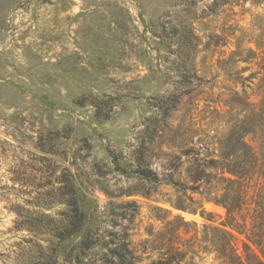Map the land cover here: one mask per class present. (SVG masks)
<instances>
[{"label":"rangeland","instance_id":"obj_1","mask_svg":"<svg viewBox=\"0 0 264 264\" xmlns=\"http://www.w3.org/2000/svg\"><path fill=\"white\" fill-rule=\"evenodd\" d=\"M233 1L211 14L214 0H0V264H152L167 249L160 209L194 223L199 239L226 220L213 202H203L210 220L179 210L191 203L171 185L147 196L156 187L128 164L149 128L159 172L172 162L188 180L219 160L228 135L216 110L234 100L223 62L264 30V2ZM188 6L197 51L177 59L169 39ZM72 217L83 227L63 251L59 222ZM234 234L240 254L244 242L259 254ZM193 264L220 261L202 251Z\"/></svg>","mask_w":264,"mask_h":264},{"label":"trees","instance_id":"obj_2","mask_svg":"<svg viewBox=\"0 0 264 264\" xmlns=\"http://www.w3.org/2000/svg\"><path fill=\"white\" fill-rule=\"evenodd\" d=\"M232 2L234 3L233 0H214L210 7L211 14H216L219 9ZM261 2L264 0L251 1L255 5ZM186 12L187 15L178 14L174 19L173 35L169 39L170 45L177 47V59L195 53L198 46L193 43L192 28L186 24L189 16L196 14V11L188 6ZM248 43L254 44L255 49H242L243 45L237 43L235 51L223 62L231 65L233 79L230 93L233 94L234 100L231 101L227 112L222 114L216 110L214 124L219 125L226 120L224 128L227 129L228 135L226 144L221 141L226 147L219 153V160L211 165H195V176L188 180L176 177L179 166L172 162L168 166L163 165L162 172H159L153 167L151 151L148 148L154 145L157 133H150L149 128L145 131L146 136L141 146L134 151L133 162L128 164L130 168L135 167L133 175L156 187L154 191H147V196L157 192L161 185H171L191 203L189 206L175 205L183 212H200L203 218L210 220L208 218L212 215L204 209V201L213 202L226 210V220L217 226L205 225L201 232L202 238L199 239V232L196 231L194 223L178 216L170 220V212L160 209L166 215L163 219L166 224L157 239L164 242L167 249L152 264H182L186 261L193 264L198 253L202 251L214 254L220 264H264V30L259 41L251 39ZM254 63L258 65L259 71L245 77L244 73L250 71ZM239 64H245L246 67L238 70ZM179 67L186 69V65ZM253 96L260 98V102H252ZM239 107L242 108L238 110ZM165 116L171 118L169 109ZM193 125L199 126L194 120ZM198 132L204 130L199 129ZM118 160V157H115L117 168L123 175L128 174L125 169H120L125 163ZM195 194L199 195L198 200L194 199ZM75 199L76 212L87 215L84 201L77 197ZM85 221L87 222V219ZM81 222L78 223L75 217L59 222L61 238L57 237L61 239L63 251L67 247L66 242L79 234L76 230L83 227ZM192 232L194 233L191 238L184 237ZM234 232L246 235L259 254L247 242L243 243L244 254H240ZM122 260L125 261L123 257ZM77 264L89 263L80 258Z\"/></svg>","mask_w":264,"mask_h":264}]
</instances>
